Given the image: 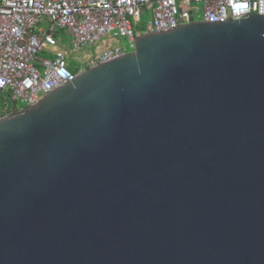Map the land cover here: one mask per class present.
<instances>
[{
  "label": "water",
  "instance_id": "water-1",
  "mask_svg": "<svg viewBox=\"0 0 264 264\" xmlns=\"http://www.w3.org/2000/svg\"><path fill=\"white\" fill-rule=\"evenodd\" d=\"M133 41L0 117V264H264V14Z\"/></svg>",
  "mask_w": 264,
  "mask_h": 264
},
{
  "label": "built area",
  "instance_id": "built-area-1",
  "mask_svg": "<svg viewBox=\"0 0 264 264\" xmlns=\"http://www.w3.org/2000/svg\"><path fill=\"white\" fill-rule=\"evenodd\" d=\"M146 13L141 30L137 22ZM252 14H264V0H0V117L10 112L5 101L25 106L39 99L89 64L134 47V36ZM42 17L46 28L38 27ZM58 30L70 37L71 52L107 34L124 37L126 46H106L72 71L67 51L57 44Z\"/></svg>",
  "mask_w": 264,
  "mask_h": 264
},
{
  "label": "rangeland",
  "instance_id": "rangeland-1",
  "mask_svg": "<svg viewBox=\"0 0 264 264\" xmlns=\"http://www.w3.org/2000/svg\"><path fill=\"white\" fill-rule=\"evenodd\" d=\"M149 20V15L146 13L145 15L141 16L139 21L137 22V28L143 30L147 21ZM38 27L46 28L47 22L42 17L40 19V24ZM58 36L60 40H58V46L62 47L64 50L67 51L66 60H68V67L72 71H76L81 65H84V62L87 58H92L95 56V54L100 51L102 48H105L106 46H126V40L124 37L120 36H112L111 34H107L100 37V40L93 46L87 47V46H81L79 49L75 52H71V45H70V37L66 33H62L61 30H58ZM39 57H42L43 54H38ZM10 107L12 105L11 101H5ZM4 101L0 99V109L3 107ZM15 105L20 108L22 107V104H20L18 101H15Z\"/></svg>",
  "mask_w": 264,
  "mask_h": 264
},
{
  "label": "snow or ice",
  "instance_id": "snow-or-ice-1",
  "mask_svg": "<svg viewBox=\"0 0 264 264\" xmlns=\"http://www.w3.org/2000/svg\"><path fill=\"white\" fill-rule=\"evenodd\" d=\"M238 7H240V8H244V7H247V5H245V4H240V5H238Z\"/></svg>",
  "mask_w": 264,
  "mask_h": 264
}]
</instances>
